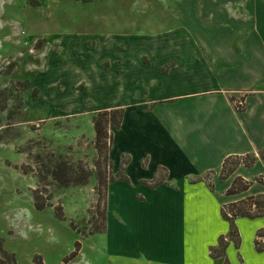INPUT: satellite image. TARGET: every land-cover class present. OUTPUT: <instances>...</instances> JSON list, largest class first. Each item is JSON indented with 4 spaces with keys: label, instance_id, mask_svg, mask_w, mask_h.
Wrapping results in <instances>:
<instances>
[{
    "label": "crops",
    "instance_id": "1",
    "mask_svg": "<svg viewBox=\"0 0 264 264\" xmlns=\"http://www.w3.org/2000/svg\"><path fill=\"white\" fill-rule=\"evenodd\" d=\"M196 1L197 20L245 32L94 33L81 62L91 103L123 108L109 150L115 178L106 187L101 264H222L210 247L230 227L227 189L237 176L264 175V0ZM250 155L251 166L221 176L225 159ZM124 156L128 179L118 176ZM235 224L240 245L229 242L230 264H264V243L256 246L264 216Z\"/></svg>",
    "mask_w": 264,
    "mask_h": 264
},
{
    "label": "rangeland",
    "instance_id": "2",
    "mask_svg": "<svg viewBox=\"0 0 264 264\" xmlns=\"http://www.w3.org/2000/svg\"><path fill=\"white\" fill-rule=\"evenodd\" d=\"M196 2L0 0V237L16 264H101L105 259L104 237L97 231L104 224L111 177L105 157L113 128L106 123L96 142L94 120L105 118L98 115L100 104L88 99L81 62L95 34L245 32L241 25L197 20ZM219 13L227 20L224 10ZM241 97L245 100L243 95L236 99ZM242 158L245 165L252 155ZM59 161L70 167L65 169L70 180L54 178ZM237 161L230 159L228 167ZM237 177L256 189L246 196L247 189L230 194L223 205L230 211L228 203L238 201L237 210L257 211L249 202L264 203V175ZM35 200L45 207L36 208ZM76 242L80 248L70 258Z\"/></svg>",
    "mask_w": 264,
    "mask_h": 264
},
{
    "label": "trees",
    "instance_id": "3",
    "mask_svg": "<svg viewBox=\"0 0 264 264\" xmlns=\"http://www.w3.org/2000/svg\"><path fill=\"white\" fill-rule=\"evenodd\" d=\"M101 114H98L100 115L101 118H105V119H99V118H95L94 120V129H95V132H96V142H99V140L104 136V129H105V124L108 123L109 126H111L113 129L115 128H118L121 124V120H122V116H123V108H112V109H104V110H101ZM109 116V117H108ZM111 141H112V133H110V145H111ZM110 145H109V148L106 152V157L108 161H110L109 159V150H110ZM238 159V161L235 163L234 166H229L228 167V162L230 159L232 158H227L225 159V161L223 162V165H222V177L225 176V175H228V174H231L232 172H234V170L237 168V166L239 164H241V160H243V158L241 157H235ZM256 160V157L252 155V159L247 161L246 163L244 162V164L246 166H251ZM127 159L126 157L124 156L121 160V164H120V171L118 173V176L122 179H128L124 174H123V168L125 166V164L127 163ZM70 168L68 165H66V163H64V161H59L58 163H56V165L54 166V169H53V174H54V178L58 181H62L63 179H65V175L68 176V179L70 180V176L69 174H66L65 173V169H68ZM72 169V168H71ZM72 173V170L70 171ZM65 173V174H64ZM110 179L109 180H114L115 176L112 175V172H111V161H110ZM63 174V175H61ZM242 178L240 177H236L231 186L227 189V195H230V194H233V193H237V192H242L246 189L249 188V186L251 185V182L250 181H242ZM66 182V181H65ZM63 182V183H65ZM108 182V181H107ZM162 181L161 180H155L151 186H155L157 184H160ZM242 183V184H241ZM107 187V183H106V186H105V189ZM251 198H249L248 200L250 201ZM237 202H231V203H228V208L230 209V213H231V216H229L227 214V210H226V207L224 205L222 206V215L225 219H227L230 223V227H229V230L226 234H222L219 236L218 238V244L216 246H212L210 247V255L214 258H221L223 260L222 264H230V261L227 257V254H226V248L229 244V242H233L234 246L236 248L239 247L240 245V235H239V232H238V228L235 224V218L238 217V216H247V217H258V216H264V212L263 211V208H264V203H261V202H254L252 203V201H250V205H255L258 210L256 211H253L251 209V207L247 208V210H241V209H236L235 207L237 206ZM35 204V207L38 208V209H43L45 207L44 204H40L38 203L37 200H35L34 202ZM252 205V206H253ZM260 208V209H259ZM259 210H262V211H259ZM62 215V214H60ZM105 220H106V215H105V212H104V224H103V227L101 230H98L97 232H102L105 227H106V224H105ZM263 234V232H259V234ZM262 244V243H261ZM258 245L257 242H256V246L258 249L262 250V245ZM76 249L75 251L72 252L71 257L75 256L77 251L79 250L80 248V243L76 242ZM0 264H16V257H15V254L14 253H10L9 251H7L4 246H3V239L0 237ZM243 264V263H242Z\"/></svg>",
    "mask_w": 264,
    "mask_h": 264
},
{
    "label": "built area",
    "instance_id": "4",
    "mask_svg": "<svg viewBox=\"0 0 264 264\" xmlns=\"http://www.w3.org/2000/svg\"><path fill=\"white\" fill-rule=\"evenodd\" d=\"M234 103H235L236 107L238 109H240L241 107L244 106L245 100L241 97V98L235 99ZM226 212H227V214L229 216H231L230 211L227 210ZM256 242H257L258 245H260L261 243H264V235L263 234H258L256 236Z\"/></svg>",
    "mask_w": 264,
    "mask_h": 264
}]
</instances>
